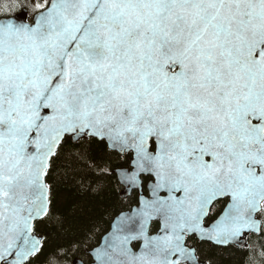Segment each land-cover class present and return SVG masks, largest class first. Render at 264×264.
<instances>
[{"label":"snow or ice","instance_id":"6c2138e0","mask_svg":"<svg viewBox=\"0 0 264 264\" xmlns=\"http://www.w3.org/2000/svg\"><path fill=\"white\" fill-rule=\"evenodd\" d=\"M32 10L31 22L0 16V264L44 254L37 223L64 230L88 215L85 198L115 172L93 158L100 145L127 158L121 184L150 180L139 229L86 248L89 261L76 258L78 240L57 246L45 264H201L189 239L242 250L264 239V0H33Z\"/></svg>","mask_w":264,"mask_h":264},{"label":"trees","instance_id":"16d2710c","mask_svg":"<svg viewBox=\"0 0 264 264\" xmlns=\"http://www.w3.org/2000/svg\"><path fill=\"white\" fill-rule=\"evenodd\" d=\"M33 0H0V16H15L23 11L28 13L29 19L33 16ZM8 5H11L9 8ZM69 145H66V147ZM93 158L102 164H107L109 170L127 169L129 167L126 157L112 155L103 145L94 146L92 151ZM110 157V158H109ZM112 172L102 181L104 184V194L94 198H85L88 215L81 221L66 227L64 230H58L48 223H37L36 233L45 240L44 254L34 261V264H45L46 257L57 249V246H68L72 241L78 240L80 251L75 253L77 259L89 261V257L83 255L84 250L96 248L101 239L109 232L111 223L120 213L129 211L137 205L138 194L132 193L127 199L121 197L123 188L117 181ZM92 179L91 175H86L85 184ZM147 180H144L146 183ZM58 199L63 197V206L59 204L56 207L58 212L64 213L68 210L71 194L67 189L61 188L57 193ZM264 219V217H261ZM157 226L153 225L150 232L155 233ZM188 244L196 249L197 255L201 261L209 264H264V239L257 236L246 238L247 249L238 250L236 248H218L207 243H198L194 239H189ZM245 252L248 254L246 255ZM61 264H71L69 256Z\"/></svg>","mask_w":264,"mask_h":264},{"label":"water","instance_id":"95a60500","mask_svg":"<svg viewBox=\"0 0 264 264\" xmlns=\"http://www.w3.org/2000/svg\"><path fill=\"white\" fill-rule=\"evenodd\" d=\"M15 16L18 18V21L27 22V13L26 12H21L20 14L15 15ZM120 170H123V169H120ZM120 170H116L113 174L116 176L118 183L123 188V191L121 193V197L123 199H127L128 197L131 196L132 193L137 192V194H138L137 205L132 207L129 211L120 213L119 215H117L115 217V219L111 223L109 232L101 239L100 244L96 248L103 246L107 242L106 238L107 239H111L110 233H113V232L117 231V229H123L124 230L123 232L119 233L120 235H125V234L131 235L134 232L138 231V229H139V217L137 216V212H138V210L141 207V204H140L141 198H143L144 200H150L152 198V196H151V188L149 186L150 182L145 185V189L147 190V195H145L144 188L142 186L141 178L142 177H147V176H143V175L141 176V178H140L141 185L140 186L123 185V184H121L120 177L118 175ZM128 217H132L133 219L129 220ZM153 224H158L159 228H158L157 232L151 234L150 230H151V226ZM160 227H161V221H160L159 217L154 218L149 223L148 234L149 235H153V236L157 235L159 233ZM194 239L196 241H198L199 243H208V244L213 245L215 247L226 248L224 246L215 245L211 241L202 240V239H199V238H194ZM244 242L246 243V241H244ZM142 244H143V239L141 238V239H137V240H132L128 246L133 251H139L140 247L142 246ZM134 245L138 246L137 249L133 248ZM232 247H236V246L233 245ZM236 248L238 250H242V249H240L238 247H236ZM201 264H205V263L201 262Z\"/></svg>","mask_w":264,"mask_h":264},{"label":"flooded vegetation","instance_id":"af4514ba","mask_svg":"<svg viewBox=\"0 0 264 264\" xmlns=\"http://www.w3.org/2000/svg\"><path fill=\"white\" fill-rule=\"evenodd\" d=\"M223 203H219V204H217L216 205V209H215V211H216V213H219L220 212V210L223 208ZM212 222V218H208V219H206V221H205V224L206 225H210V223ZM155 226H157L158 227V224H154ZM194 239V238H193ZM137 248V247H136ZM204 262V261H203Z\"/></svg>","mask_w":264,"mask_h":264},{"label":"rangeland","instance_id":"374dc122","mask_svg":"<svg viewBox=\"0 0 264 264\" xmlns=\"http://www.w3.org/2000/svg\"><path fill=\"white\" fill-rule=\"evenodd\" d=\"M149 181V180H148ZM220 248V247H219ZM233 248H235V247H233Z\"/></svg>","mask_w":264,"mask_h":264}]
</instances>
